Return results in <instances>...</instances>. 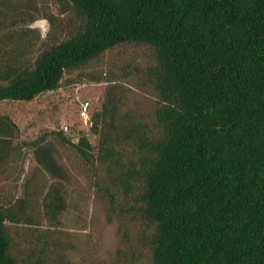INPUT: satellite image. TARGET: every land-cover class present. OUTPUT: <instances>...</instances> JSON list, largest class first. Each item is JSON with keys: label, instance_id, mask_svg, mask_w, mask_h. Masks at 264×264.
Wrapping results in <instances>:
<instances>
[{"label": "trees", "instance_id": "trees-1", "mask_svg": "<svg viewBox=\"0 0 264 264\" xmlns=\"http://www.w3.org/2000/svg\"><path fill=\"white\" fill-rule=\"evenodd\" d=\"M62 13L73 30L31 61L30 29L0 20V101L58 90L67 73L131 43L154 50L136 72L156 104L125 110L109 88L94 115L97 150L85 134L55 131L32 143L38 164L68 181L57 155L73 146L96 168L109 209L140 223L148 264H264V0H63ZM19 133L0 114V162L20 149ZM44 202L56 220L62 187L51 185ZM28 206L26 197L0 203V264H20L7 224L32 223Z\"/></svg>", "mask_w": 264, "mask_h": 264}, {"label": "rangeland", "instance_id": "rangeland-1", "mask_svg": "<svg viewBox=\"0 0 264 264\" xmlns=\"http://www.w3.org/2000/svg\"><path fill=\"white\" fill-rule=\"evenodd\" d=\"M62 9L63 0H0V20L3 29H30L34 45L28 49L27 60L31 61L43 45L73 30L72 14L62 13ZM45 14L54 15L53 23ZM153 58L154 50L147 45L124 44L91 65L67 73L58 90L32 101H0V114L10 115L20 128L13 140L20 149L0 162V203L14 204L26 197L32 219V223L7 224L12 252L20 264L37 260L43 264L149 263V254L139 239L140 223L109 209L95 186L96 168L73 146L59 145L57 159L67 169L69 180L58 181L38 164L32 143L42 135L62 131L72 141L85 134L96 151L99 136L92 130L94 115L102 109L109 88L117 89L125 110L147 113L155 106L156 97L142 88L146 85L136 72ZM99 77L111 80H95ZM85 101L91 102L90 123L80 116ZM66 125L69 130L63 128ZM53 184H59L64 192L65 209L56 220L47 215L44 202Z\"/></svg>", "mask_w": 264, "mask_h": 264}, {"label": "built area", "instance_id": "built-area-1", "mask_svg": "<svg viewBox=\"0 0 264 264\" xmlns=\"http://www.w3.org/2000/svg\"><path fill=\"white\" fill-rule=\"evenodd\" d=\"M90 109H91V102L90 101H85L82 103L81 109H80V116L85 120L86 123L91 122ZM63 128L65 130H69L68 125L64 126Z\"/></svg>", "mask_w": 264, "mask_h": 264}]
</instances>
